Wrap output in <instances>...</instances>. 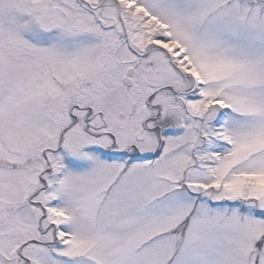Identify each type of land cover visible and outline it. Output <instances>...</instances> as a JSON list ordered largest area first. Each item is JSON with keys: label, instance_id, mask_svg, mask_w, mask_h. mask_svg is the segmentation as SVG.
I'll return each instance as SVG.
<instances>
[{"label": "snow or ice", "instance_id": "6c2138e0", "mask_svg": "<svg viewBox=\"0 0 264 264\" xmlns=\"http://www.w3.org/2000/svg\"><path fill=\"white\" fill-rule=\"evenodd\" d=\"M0 264H264V0H0Z\"/></svg>", "mask_w": 264, "mask_h": 264}]
</instances>
